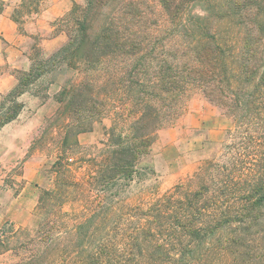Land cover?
I'll list each match as a JSON object with an SVG mask.
<instances>
[{
	"label": "trees",
	"instance_id": "1",
	"mask_svg": "<svg viewBox=\"0 0 264 264\" xmlns=\"http://www.w3.org/2000/svg\"><path fill=\"white\" fill-rule=\"evenodd\" d=\"M62 20L69 41L53 60L61 56L77 77L57 96L56 115L66 119L53 164L58 191H44L38 210L74 186L88 211L48 229L38 222L32 236L0 230V254L15 253V264H264V231L251 233L264 220L261 165L248 171L243 192L232 178L216 181V197L195 188L207 168L221 169L211 162L188 188L130 202L132 187L151 174L141 162L159 131L178 123L194 95L231 116L237 134L264 111V0H86ZM42 74L39 67L23 74L3 98L0 130L18 117V98ZM107 118L102 138L81 144ZM254 118L262 123L252 143L264 161V117ZM78 162L84 182L71 183Z\"/></svg>",
	"mask_w": 264,
	"mask_h": 264
},
{
	"label": "rangeland",
	"instance_id": "2",
	"mask_svg": "<svg viewBox=\"0 0 264 264\" xmlns=\"http://www.w3.org/2000/svg\"><path fill=\"white\" fill-rule=\"evenodd\" d=\"M85 3L86 0H0V13L10 7L12 19L19 20V24H16L20 34L27 35V28L32 23L47 17L48 12L56 5L60 7L59 12H64L66 9L64 6L67 4L69 10L56 20L50 21V24L54 27L55 33H64L68 36V26L62 18L66 17L74 4L83 6ZM194 12L200 13L197 9ZM32 54L36 59H41L39 36L33 37ZM38 65L43 73L56 70L59 66H66L67 72L63 75V78H67L66 87L77 77V72L62 62L61 56L46 63L39 61ZM36 82L37 80L33 83ZM48 83V80L36 83L38 85L36 90H44ZM14 102L15 98L6 101L3 115L10 111ZM263 115L264 111L261 110L258 114L256 111L252 113L251 117L244 120L237 134L238 125L231 116L207 101L201 94L194 95L188 103L187 112L178 123L159 131L151 153L141 162V166L149 169L151 174L147 172L144 180L132 187L130 195L135 194L136 199H131L130 202L137 204L140 201L146 202L149 199L163 197L179 184H185L188 188L190 179L202 166H208L211 162L220 164L221 169L217 172L211 168L212 166L207 168L202 174L201 182L194 186L195 188L209 189L210 193L207 194L205 191V196L216 197L219 194L216 190L221 188L216 181H220L221 178H232L241 181L240 191L243 192L247 187V180L250 179L248 171L255 169V165L264 167V161L261 160L259 152L257 153L256 144L252 143L254 127L258 121L254 117H264ZM258 122L262 123V119ZM65 123L66 119L63 116L55 114L42 124L33 140L35 145L30 153V156L33 155L32 166L25 165L21 158L13 163L0 164V230L8 229L13 234L27 231L32 236L38 222H42L48 229L53 222L59 224L61 220H68L76 215L84 216L87 213L88 206L81 189L74 186L63 187L46 209L38 210L39 200L44 191H58L53 164L59 154L63 137L62 127ZM110 126L109 118L97 123L95 131L79 137L81 144L85 146L96 143L102 138L105 128ZM234 159L237 161H233ZM80 165L78 162L73 166V175L68 178L69 182H84L85 171L79 168ZM26 183H31L37 190L38 197L35 201H32V198L28 202L23 201ZM256 231H264V220L252 229L253 237ZM18 261L19 257L15 253L0 254V264H15Z\"/></svg>",
	"mask_w": 264,
	"mask_h": 264
},
{
	"label": "crops",
	"instance_id": "3",
	"mask_svg": "<svg viewBox=\"0 0 264 264\" xmlns=\"http://www.w3.org/2000/svg\"><path fill=\"white\" fill-rule=\"evenodd\" d=\"M64 12L60 7L54 6L47 17L32 23L27 28V35L19 32L18 25L12 19L11 8L0 13V105L5 96L13 92L20 83L23 74H29L38 68V62L46 63L68 43V36L64 33H55L50 21L56 20L66 13L69 8L65 4ZM34 36L41 38V59L32 54V41ZM41 65V64H40ZM67 67L44 72L36 83L48 80L44 90L38 89L33 83L18 99L23 109L18 117L4 125L0 130V164H8L23 159L25 165L32 166L33 155L30 156L35 145V136L39 133L42 124L54 116L59 103L57 96L67 85ZM26 159V161H25ZM23 201H32L38 197L37 190L31 183H26ZM21 218V217H20Z\"/></svg>",
	"mask_w": 264,
	"mask_h": 264
}]
</instances>
